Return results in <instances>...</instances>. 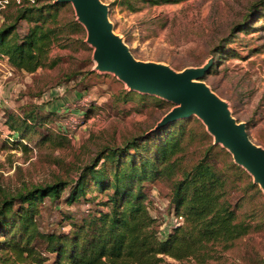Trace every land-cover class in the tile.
<instances>
[{
    "label": "rangeland",
    "instance_id": "rangeland-1",
    "mask_svg": "<svg viewBox=\"0 0 264 264\" xmlns=\"http://www.w3.org/2000/svg\"><path fill=\"white\" fill-rule=\"evenodd\" d=\"M56 1L0 0V26L11 24L22 6ZM99 1L107 8L113 35L136 60L173 72L211 64L199 81L226 104L250 141L264 150V18L253 7L260 0H172L161 4L152 0ZM60 4L59 23L74 18L81 29L76 33L62 31L60 36L67 38L55 43L49 52L56 62L53 67L26 73L0 55V124L9 115L19 119L28 112L47 118L36 129V136L24 144L26 147L11 142L0 149V200L56 180L74 181L102 148L122 146L131 137L160 130H154L156 125L177 107L155 95L130 90L114 73L99 67L95 48L87 42V30L78 21L74 5ZM27 27L20 21L16 33L22 34ZM179 120L187 125L184 149L179 154L182 164L195 163L207 147L213 146V162L230 186L227 199L238 204L237 220L250 222L252 229L229 248L210 246L202 263L194 258L176 261L164 256L165 264H262L264 191L234 162L228 150L215 143L199 118L192 115ZM0 134L8 136V129H0ZM41 134L47 139L39 143ZM231 163L244 173L231 168ZM144 186L145 203L155 218L158 234L167 233L171 229L172 214L167 208L171 181L157 179ZM61 196L56 207L48 205L47 199L39 204L37 221L44 228L64 231L70 221L62 220L64 214L76 220L83 216L77 206L63 202L65 193ZM90 196H96L95 200L81 203V211L95 208L106 198L94 189L87 193Z\"/></svg>",
    "mask_w": 264,
    "mask_h": 264
},
{
    "label": "trees",
    "instance_id": "trees-1",
    "mask_svg": "<svg viewBox=\"0 0 264 264\" xmlns=\"http://www.w3.org/2000/svg\"><path fill=\"white\" fill-rule=\"evenodd\" d=\"M152 1L161 4L172 0ZM61 6L57 2L22 6L11 24L0 26V55L7 57L13 68L33 73L56 64L49 52L55 43L67 38L60 36L62 31L76 33L81 29L74 18L59 23ZM253 7L264 18V0ZM20 21L28 25L22 34L16 33ZM46 120L33 112L19 119L5 117L1 125L8 129V136L0 134V149L11 142L29 143ZM186 134L187 125L178 120L156 132L131 137L122 146L102 148L72 182L56 180L4 196L0 200V264H165L164 256L176 261L194 258L202 263L210 246L229 248L250 232L251 223L237 220L238 204L227 199L230 186L213 162V146L195 163L182 164L179 154ZM45 139L47 136L41 134L38 142ZM230 167L244 173L235 164ZM157 179L171 181L167 208L183 218L181 225L164 234H158L155 218L145 203L144 184ZM93 189L105 194V200L81 211V203L95 200L96 196L87 197ZM64 193L63 202L77 206L83 216L76 220L64 214L62 220H70L64 231L44 228L37 221L39 204L47 199L48 205L56 207Z\"/></svg>",
    "mask_w": 264,
    "mask_h": 264
},
{
    "label": "water",
    "instance_id": "water-1",
    "mask_svg": "<svg viewBox=\"0 0 264 264\" xmlns=\"http://www.w3.org/2000/svg\"><path fill=\"white\" fill-rule=\"evenodd\" d=\"M72 3L78 21L87 30V42L94 46V59L102 69L114 73L130 90L155 95L177 105L155 127L195 115L220 144L233 156L236 164L247 170L264 191V150L248 138L227 106L199 80L211 64L173 72L151 62L136 60L125 45L113 35L107 20V8L99 0H58Z\"/></svg>",
    "mask_w": 264,
    "mask_h": 264
},
{
    "label": "built area",
    "instance_id": "built-area-1",
    "mask_svg": "<svg viewBox=\"0 0 264 264\" xmlns=\"http://www.w3.org/2000/svg\"><path fill=\"white\" fill-rule=\"evenodd\" d=\"M72 123H73V125H75V126L78 125V122H76L75 120L72 121ZM70 126H72V125L70 124ZM3 128H4V129H7V128H5L4 126H2V125L0 124V129H3ZM182 222H183V218H182L181 216L171 215L170 220H169V225H170L169 227L172 228V227L179 226V225L182 224Z\"/></svg>",
    "mask_w": 264,
    "mask_h": 264
}]
</instances>
